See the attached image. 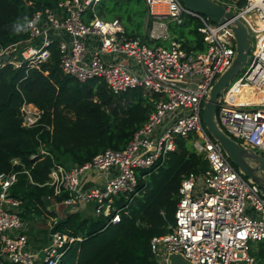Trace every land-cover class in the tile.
Wrapping results in <instances>:
<instances>
[{
    "label": "built area",
    "instance_id": "1",
    "mask_svg": "<svg viewBox=\"0 0 264 264\" xmlns=\"http://www.w3.org/2000/svg\"><path fill=\"white\" fill-rule=\"evenodd\" d=\"M101 1L60 0L35 11L28 38L0 49V57H8L0 59V67H38L55 45L63 74L80 82L97 78L114 95L142 88L159 96L155 109L123 149L107 148L69 167L53 161L46 182L53 195L44 213L50 218L45 223L49 234L41 247H31L21 231L22 197L12 193L18 172H0V264H60L81 237L55 230L58 216L50 213L92 202L95 215L118 222L114 197L134 192L137 173L162 164L177 137L188 139L207 166L183 177L174 223L168 233L151 238V255L160 264H167L169 254H180L191 264H256L249 242H264V194L229 161L201 116L211 86L234 59L229 25L236 18L253 40L245 66L218 95L215 120L242 147L264 158V0H212L235 15L223 23L188 9L181 0H144L151 19L146 38L127 35L118 18L97 15L94 5ZM185 17L199 22L200 51L187 52L168 32L169 22L180 25ZM20 116L23 127L49 129L41 123L42 111L25 99ZM40 153L49 154L42 148ZM63 192V199H54Z\"/></svg>",
    "mask_w": 264,
    "mask_h": 264
},
{
    "label": "trees",
    "instance_id": "2",
    "mask_svg": "<svg viewBox=\"0 0 264 264\" xmlns=\"http://www.w3.org/2000/svg\"><path fill=\"white\" fill-rule=\"evenodd\" d=\"M58 1L0 0V49L28 38V31L13 33V24L18 18L29 19L35 11ZM108 1L99 3L97 15L117 18H107L102 10ZM122 3L132 6L133 14L146 18L141 35L118 18L125 33L146 38L151 19L145 1L124 0ZM175 26L169 22L168 32L183 49L187 52L203 49L199 22L195 18L185 17L178 31ZM155 42L167 45L164 40ZM50 52V58L38 67L26 64L18 68L10 64L0 67V172H18L12 193L22 197L23 215L28 214L33 219L41 217L51 204L47 197L53 195V189L46 182L53 161L64 166L83 164L107 148L123 149L147 121L159 98L142 88L114 95L97 78L80 82L63 74L55 45L50 47ZM23 99L42 111L41 123L49 129L43 125L22 126L20 105ZM41 148L49 154H41ZM32 155L35 156L31 158ZM14 159L18 163L13 164ZM206 166L189 140L177 137L176 148L162 164L137 173L134 192L114 197L116 209L120 211L118 222L112 223L94 213L84 217L76 209L79 204L73 207L74 212L62 218L57 212H51L52 216H58L55 230L81 237V241L69 247L60 264H160L151 255L150 240L170 231L168 226L174 223L183 177ZM65 196L63 192L54 199L59 201ZM251 254L256 264H264V242Z\"/></svg>",
    "mask_w": 264,
    "mask_h": 264
},
{
    "label": "water",
    "instance_id": "3",
    "mask_svg": "<svg viewBox=\"0 0 264 264\" xmlns=\"http://www.w3.org/2000/svg\"><path fill=\"white\" fill-rule=\"evenodd\" d=\"M188 9L206 15L215 23H223L235 15L225 5L218 4L212 0H181ZM235 39V56L232 64L217 78L210 88L207 99L203 103L202 121L207 131L222 146L225 154L246 177L252 179L264 194V158L250 150L242 147L237 141L228 136L216 123V102L221 90L228 82L245 66L250 49L247 30L241 21L233 20L229 25ZM7 56L0 59H7ZM249 159L256 165L252 166ZM38 219V217H37ZM167 264H191L180 254H169Z\"/></svg>",
    "mask_w": 264,
    "mask_h": 264
},
{
    "label": "rangeland",
    "instance_id": "4",
    "mask_svg": "<svg viewBox=\"0 0 264 264\" xmlns=\"http://www.w3.org/2000/svg\"><path fill=\"white\" fill-rule=\"evenodd\" d=\"M225 1L230 2L231 0H225ZM122 2H124V0H110V1H108V4L102 10H104V12H106L107 18L117 17L124 24H127L130 28L135 30L136 31L135 34L141 35L142 31L144 30L146 18L145 17L140 18L138 15L133 14L132 13L133 7L127 6ZM98 7H99V4H96V6L94 5L95 13H97ZM128 13H129V15H128ZM103 18H105V17H103ZM171 23L176 25L174 22H171ZM177 27H179V25H176L174 28H175V30L178 31ZM186 30L188 31V29H186ZM187 37L191 38V35L187 34ZM248 38H249V42L251 43L253 39L249 35H248ZM254 151L257 152L258 154H260V152L258 150H254ZM249 160L251 162H254L251 159H249ZM229 161H230V159H229ZM71 165L72 164H70L66 167H69ZM238 171L245 180H247L248 182L251 181V179L246 177L239 169H238ZM92 206H93L92 202H90V203L81 202L79 205L76 206V209L79 212H81L82 216H84V217L93 216ZM74 211L75 210H73V207H71V209L60 207L58 210V214H59V217L62 218V217H65L67 213H71ZM252 214L255 215L256 213L253 212ZM22 220H23V228L22 229H24V230H21V231L25 232L29 236V245L33 248H37V247H41L42 245L46 244V242L48 240L49 229L45 225V223L50 221L49 216L43 214L38 219L37 218L33 219L28 214H25V215H22ZM259 243H261V242H258V241L249 242V245H250L249 253L250 252L254 253L256 251V248L258 247Z\"/></svg>",
    "mask_w": 264,
    "mask_h": 264
},
{
    "label": "clouds",
    "instance_id": "5",
    "mask_svg": "<svg viewBox=\"0 0 264 264\" xmlns=\"http://www.w3.org/2000/svg\"><path fill=\"white\" fill-rule=\"evenodd\" d=\"M35 20H29L28 17L18 18L13 24V33L21 34L33 29L35 27Z\"/></svg>",
    "mask_w": 264,
    "mask_h": 264
},
{
    "label": "flooded vegetation",
    "instance_id": "6",
    "mask_svg": "<svg viewBox=\"0 0 264 264\" xmlns=\"http://www.w3.org/2000/svg\"><path fill=\"white\" fill-rule=\"evenodd\" d=\"M249 163H250L252 166H255V165H256V163L251 162L250 160H249Z\"/></svg>",
    "mask_w": 264,
    "mask_h": 264
}]
</instances>
